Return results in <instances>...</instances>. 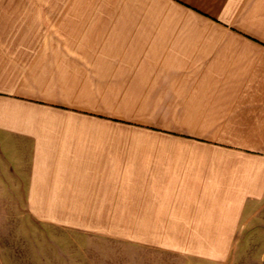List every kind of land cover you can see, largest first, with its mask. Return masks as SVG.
I'll return each mask as SVG.
<instances>
[{
	"label": "crops",
	"instance_id": "1",
	"mask_svg": "<svg viewBox=\"0 0 264 264\" xmlns=\"http://www.w3.org/2000/svg\"><path fill=\"white\" fill-rule=\"evenodd\" d=\"M11 190L38 223L160 256L264 240V0H0Z\"/></svg>",
	"mask_w": 264,
	"mask_h": 264
},
{
	"label": "rangeland",
	"instance_id": "2",
	"mask_svg": "<svg viewBox=\"0 0 264 264\" xmlns=\"http://www.w3.org/2000/svg\"><path fill=\"white\" fill-rule=\"evenodd\" d=\"M14 194L0 191V264H219L146 253L123 238L109 241L95 232L38 223L17 206ZM241 244L230 264H264L263 239Z\"/></svg>",
	"mask_w": 264,
	"mask_h": 264
}]
</instances>
